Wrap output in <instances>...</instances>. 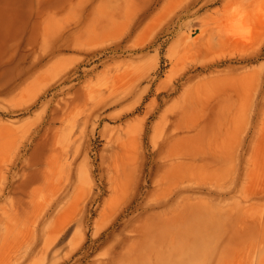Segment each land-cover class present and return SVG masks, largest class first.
Instances as JSON below:
<instances>
[{
    "label": "rangeland",
    "instance_id": "1",
    "mask_svg": "<svg viewBox=\"0 0 264 264\" xmlns=\"http://www.w3.org/2000/svg\"><path fill=\"white\" fill-rule=\"evenodd\" d=\"M263 244L264 0H0V264Z\"/></svg>",
    "mask_w": 264,
    "mask_h": 264
},
{
    "label": "bare ground",
    "instance_id": "2",
    "mask_svg": "<svg viewBox=\"0 0 264 264\" xmlns=\"http://www.w3.org/2000/svg\"><path fill=\"white\" fill-rule=\"evenodd\" d=\"M230 191H231V190H229V189H225V190H217V191H216V194H217L218 197H222V196H224V195L230 194ZM216 209H217V208H216ZM218 210H220V208H219ZM221 210H222V209H221ZM216 211H217V210H216ZM223 211H226V210L223 209ZM225 213H226V212H225ZM225 213H224V215H225ZM231 213H232V212H231ZM229 214H230V213H229ZM230 215H232V214H230ZM233 215H234V214H233ZM211 217H212V216H211ZM211 217H209V219H210ZM214 217H216V216H214ZM218 217H219V216H218ZM212 218H213V217H212ZM212 218H211V219H212ZM201 219H202V221H203V218H201ZM211 219H210V220H211ZM216 219H218V218L216 217L215 220H216ZM210 220H209V221H210ZM215 220H214V218H213V221H215ZM218 220H219V219H218ZM225 220H226V217H225V219L223 220L224 223L226 222ZM229 220H230V218H229ZM229 220H228V221H229ZM202 221H200V222H202ZM211 221H212V220H211ZM220 221L222 222V220H220ZM200 222H199V225H200ZM202 223H203V222H202ZM210 223H211V222H210ZM213 223H215V225H216V222H213ZM229 223H231V222H229ZM239 223H240V221L238 222V225H239ZM243 223H244V222L240 223V225H243ZM212 225H213V224H212ZM227 225H228V224H227ZM227 225H226V226H227ZM216 226H217V225H216ZM216 226H215V228H216ZM245 226H246V225H245ZM260 226H261V223H260ZM199 227H201V225H200ZM227 227H228V226H227ZM258 227H259V226H258ZM159 228H161V227H159ZM212 228H213V226H212ZM241 229H242V228H241ZM159 230H160V229H159ZM159 230H158V231H159ZM215 230H216V229H213V231L211 230L213 233H211L210 235L213 236V234L215 233ZM224 230H225V229H224ZM162 231H163V230H162ZM162 231H159V232H161V233H165V231H164V232H162ZM190 231H191V230H190ZM193 231H194V230H192V234L195 235V232H196V231H197L196 234L198 233L199 228H198L197 230H195L194 233H193ZM200 231H201V230H200ZM200 231H199V232H200ZM221 231H222V229H221ZM221 231H218V232H219V236H222V234H223ZM238 231H239V230H238ZM240 231H241V230H240ZM188 232H189V231H187V233H188ZM220 232H221L222 234H221ZM223 232H224V231H223ZM235 232H236V231H235ZM184 233H186V231H185ZM200 233H201V232H200ZM200 233H199V234H200ZM216 233H217V232H216ZM227 233H228V232H227ZM239 233H241V232H239ZM199 234H197V235H199ZM217 234H218V233H217ZM217 234H216V235H217ZM220 234H221V235H220ZM236 234H237V233H236ZM185 235H190V234H185ZM214 235H215V234H214ZM227 235H228V234H227ZM261 235H262V233H261ZM212 236H210V237H212ZM223 236H224V235H223ZM234 236H235V235H234ZM234 236H233V239H234ZM161 237H162V234H161ZM164 237L166 238V236H164ZM192 237H193V236H192ZM195 237H196V235H195ZM213 237L215 238V237H217V236H213ZM162 238H163V237H162ZM207 238H208V237H207ZM236 238H237V237H236ZM236 238H235V239H236ZM262 238H263V236L261 237V239H262ZM172 239H173V238H172ZM172 239H171V240H172ZM197 239H199V238H197ZM215 239H216V238H215ZM215 239H214V240H215ZM220 239H221V238H220ZM220 239H219V240H220ZM235 239H234V240H235ZM148 240H149V239H148ZM187 240H188V239H187ZM210 240L213 241V238H209L208 241L211 242V243H213V244H215V242H217L218 238H217L216 241H213V242L210 241ZM249 240H250V239H249ZM249 240H248V241H249ZM252 240H254V238H253ZM153 241H154V240H153ZM162 241L164 242L165 239L163 238ZM185 241H186V237H185L183 243H184V244H187V243H185ZM250 241H251V240H250ZM257 241H258V240H257ZM150 242H151V241H149V245H150ZM160 242H161V241H160ZM163 242H162V243H163ZM188 242H189V241H188ZM251 242H252V241H251ZM152 243H153V242H152ZM176 243H177V242H174V244H176ZM174 244H173V245H174ZM207 244H208V242H207ZM134 245H135V242H134V244L132 243V247H131L132 249L134 248ZM146 245H147V244H146ZM146 245H145V246H146ZM159 245H160V244H159ZM171 245H172V242H171ZM187 245H188V244H187ZM187 245H185V246H187ZM203 245H204V244H203ZM205 245H206V244H205ZM255 245H257V244H255ZM263 245H264V244H263ZM145 246H144V247H145ZM162 246H163V245H162ZM166 246H168V245H166ZM181 246H182V245H181ZM210 246H211V249H210V248H209V249L212 250V244H210ZM210 246H209V247H210ZM215 246H216V245H214V247H215ZM141 247H142V246H141ZM148 247H150V246H148ZM157 247H158V245H157ZM172 247H174V246H172ZM262 247H263V246H262ZM160 248H161V247H160ZM165 248H167V247H165ZM182 248H183V249H182V251H183V250H184V245H183ZM185 248H186V247H185ZM132 249H131V250H132ZM154 249H155V248L153 247L152 250H154ZM167 249H168V248H167ZM187 249L189 250V248H187ZM199 249H200V248H199ZM201 249H203V246H202ZM204 249H205V248H204ZM253 249H254V248H253ZM188 250H186V251H188ZM221 250H222V249H221ZM158 251H159V250H158ZM161 251H162V248H161ZM167 251H168V253H169V250H167ZM171 251H172V250H171ZM182 251L180 250V253H181L180 255H183V252H182ZM253 251H254V250H253ZM259 251H260V249H259ZM130 252H131V251H130ZM130 252H129V253H130ZM155 252H156V251H155ZM159 252H160V251H159ZM201 252H202V251H200L199 256L203 257V253L201 254ZM221 252H222V251H221ZM221 252H220V253H221ZM162 253H163V252H162ZM162 253H161V254H162ZM170 253H171V252H170ZM185 253L188 254V252H184V254H185ZM220 253H219V254H220ZM257 253H258V252H257ZM155 254H156V253H155ZM157 254H158V253H157ZM186 254H185V256H186ZM211 254H212V252H211ZM224 254H225V253H224ZM204 255H205V254H204ZM170 256H171V254H170ZM222 256H223V255H222ZM222 256H221V258L223 259ZM159 257H160V255H159ZM159 257L157 258V256H156L155 258L159 259ZM181 257H182V256H181ZM205 257H208V255H207V256L205 255ZM146 258H147V257H146ZM161 258H162V257H161ZM167 258H168V257H167ZM196 258H197V257H196ZM196 258L194 257V259H192V260H196ZM255 258H256V257H255ZM137 259H138V258H137ZM148 259H149V258H148ZM148 259H147V260H148ZM180 259H181V258H180ZM199 259H200V258H199ZM203 259H204V258L201 259L202 261H201V260L198 261V262H200V263H197V264H203V263H201V262H203ZM134 260H135V259H134ZM134 260H133V261H134ZM144 260H145V259H144ZM160 260H162V259H160ZM192 260H191V256H189V257L187 258L188 264H189V263L191 264V261H192ZM197 260H198V258H197ZM205 260H206V259H204V261H205ZM208 260H209V259H208ZM208 260H207V262H208ZM253 260H254V258H253ZM253 260H252V262H254ZM148 262H149V261H148ZM183 262H186V259H185ZM134 263H135V262H134ZM143 263H144V262H143ZM149 263H150V262H149ZM153 263H155V261H154ZM164 263H165V262H164ZM204 263L206 264V262H204ZM250 263H251V262H250ZM141 264H142V263H141ZM144 264H145V263H144ZM185 264H186V263H185ZM192 264H193V263H192ZM195 264H196V263H195ZM254 264H255V263H254Z\"/></svg>",
    "mask_w": 264,
    "mask_h": 264
}]
</instances>
